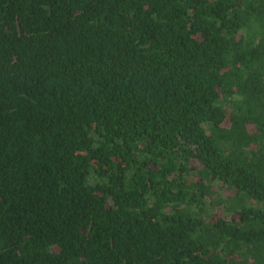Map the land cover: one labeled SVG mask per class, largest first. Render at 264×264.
Segmentation results:
<instances>
[{"label": "trees", "instance_id": "obj_1", "mask_svg": "<svg viewBox=\"0 0 264 264\" xmlns=\"http://www.w3.org/2000/svg\"><path fill=\"white\" fill-rule=\"evenodd\" d=\"M0 264H264V0H0Z\"/></svg>", "mask_w": 264, "mask_h": 264}]
</instances>
